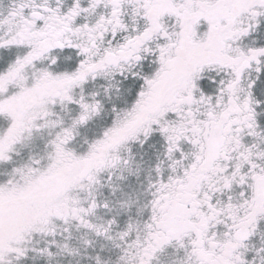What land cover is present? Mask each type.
I'll use <instances>...</instances> for the list:
<instances>
[{
	"label": "snow or ice",
	"instance_id": "6c2138e0",
	"mask_svg": "<svg viewBox=\"0 0 264 264\" xmlns=\"http://www.w3.org/2000/svg\"><path fill=\"white\" fill-rule=\"evenodd\" d=\"M0 264H264V0H0Z\"/></svg>",
	"mask_w": 264,
	"mask_h": 264
}]
</instances>
